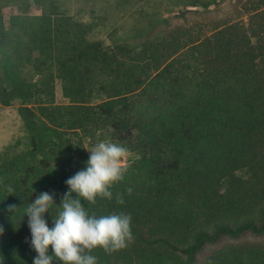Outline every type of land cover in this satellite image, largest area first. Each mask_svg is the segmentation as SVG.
<instances>
[{
    "label": "trees",
    "instance_id": "16d2710c",
    "mask_svg": "<svg viewBox=\"0 0 264 264\" xmlns=\"http://www.w3.org/2000/svg\"><path fill=\"white\" fill-rule=\"evenodd\" d=\"M99 1L0 0V107L16 105L22 131L0 150V264H33L25 209L48 192L53 227L101 141L127 149V171L110 199L81 203L130 215L132 239L93 249L96 264H264V0L208 34L139 0ZM246 233L257 239L203 254Z\"/></svg>",
    "mask_w": 264,
    "mask_h": 264
},
{
    "label": "clouds",
    "instance_id": "9594fccd",
    "mask_svg": "<svg viewBox=\"0 0 264 264\" xmlns=\"http://www.w3.org/2000/svg\"><path fill=\"white\" fill-rule=\"evenodd\" d=\"M90 156L86 168L65 181L68 190L63 194L61 210L53 218L54 226L49 228L44 213L53 205V196L41 192L25 209L31 233V247L37 253L33 264H96L97 258L89 253L102 248L111 253L127 246L132 239L131 217L123 213L97 217L89 214L81 198L95 204L96 198H111L109 190L116 182L123 180L127 165L122 163L127 149L118 143L101 141L87 149ZM13 189L8 188L11 193ZM131 193V189H128ZM75 193V198H73ZM123 198L118 196L117 203ZM15 206H9L12 211ZM4 231L0 226V234ZM49 246L51 255L48 254Z\"/></svg>",
    "mask_w": 264,
    "mask_h": 264
},
{
    "label": "rangeland",
    "instance_id": "374dc122",
    "mask_svg": "<svg viewBox=\"0 0 264 264\" xmlns=\"http://www.w3.org/2000/svg\"><path fill=\"white\" fill-rule=\"evenodd\" d=\"M72 2L74 0H71ZM143 4V6L149 5V9H154L155 14L157 13L158 16H170L169 23H184L188 26L197 25L199 29L205 31V34H208L212 27H220L222 26L225 21L226 22H243L247 19V15L240 14V4L242 0H219L216 4H211L208 6V9L205 10L202 7L196 6H188L187 4L182 5V1L184 0H139ZM134 5L137 4L136 0H130V3ZM97 3H101L97 0ZM80 5V3H78ZM82 5V3H81ZM153 5V6H152ZM74 6V4H73ZM86 6V5H85ZM152 9V10H153ZM183 9L190 10L185 13L184 19L178 18L177 13L182 11ZM73 7L71 12L73 11ZM15 12L13 8H4L2 9V14L4 19H7L9 13ZM38 10L35 8L31 9V13H37ZM156 16V15H155ZM114 19L115 16H112ZM126 24L127 27L130 23L129 17H126ZM54 95L56 102H64V99L60 96V90L58 82L54 85ZM22 134L20 120L16 112V105L13 104L7 107H0V150L9 143H12L16 138H18ZM90 146H86V150L90 149ZM88 154L90 152L87 150ZM123 162V160H122ZM256 237L246 233L240 235L236 239H222L217 244L208 245L203 249V254L208 253L211 249L217 247L220 244L224 243H233V242H240V241H248V240H255Z\"/></svg>",
    "mask_w": 264,
    "mask_h": 264
}]
</instances>
